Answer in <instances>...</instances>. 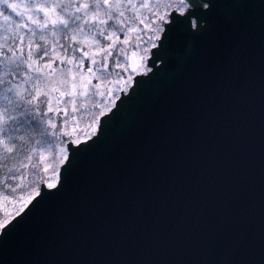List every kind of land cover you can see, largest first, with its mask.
<instances>
[{
	"label": "snow or ice",
	"instance_id": "6c2138e0",
	"mask_svg": "<svg viewBox=\"0 0 264 264\" xmlns=\"http://www.w3.org/2000/svg\"><path fill=\"white\" fill-rule=\"evenodd\" d=\"M135 2H33L44 13L33 23L62 25L71 43L99 21L91 34L108 33L112 49L119 36L108 24H124L120 9ZM156 4L154 34L138 41L147 47L115 64L116 87L83 122L69 128L66 108L42 103L38 78L22 88L19 64L0 79V181L16 193L4 198L0 264H264V67L257 95L244 53L250 29L221 0ZM184 40L194 47L187 57ZM23 63L26 77L32 64ZM53 207L61 213L39 235L34 226Z\"/></svg>",
	"mask_w": 264,
	"mask_h": 264
},
{
	"label": "rangeland",
	"instance_id": "374dc122",
	"mask_svg": "<svg viewBox=\"0 0 264 264\" xmlns=\"http://www.w3.org/2000/svg\"><path fill=\"white\" fill-rule=\"evenodd\" d=\"M9 2L16 3L19 11L4 8L3 0H0V49L7 53V55L0 54V79L4 78L6 72L16 71L15 65L19 64L21 87L32 90L34 78H38L40 80L38 87L42 93L41 102L46 104L50 100L53 108H66L67 113H61V120L67 119L69 128L73 124L74 117L83 122L87 120L90 112L96 110L94 106L107 101L109 97L101 96L99 93L111 91L116 87L112 82L117 80L121 70L115 67V64L125 61L129 63L130 53L138 54L141 48L147 47L146 43L139 44L138 41L147 40L154 34L149 29L155 27V20L152 17L158 10L156 0H136L134 6L122 7L120 9V12H123L121 19L125 23L109 22V29L115 25L119 39L115 40L112 49H108L107 44L113 43L108 39V33H105L103 37H100L98 33L93 36L92 29L88 26L99 23V21L89 19L80 31L75 33L76 39L69 43V33L61 31L62 25H53L49 22L45 23L44 27H40L38 23H33L36 20L43 22L44 13L40 10L37 14V10L31 5L33 2H44V0H9ZM141 5L144 6L141 7ZM114 14L119 15L120 13ZM28 16H32L33 19L29 20ZM25 23L28 27L24 26ZM134 26L143 28V32H129L128 29ZM125 34L131 37L127 42L124 40ZM85 36H87L86 40ZM97 40L100 41L99 45L96 43ZM29 43L32 45L31 57L28 55ZM38 44L43 51L49 53L47 57H44L43 52L36 48ZM84 53H89V55L86 56ZM116 57H120L119 61ZM23 61L32 64V68L27 69L29 75L26 77L22 75L26 69ZM101 64H107L108 67H101ZM89 68L92 69L91 73L88 71ZM85 83H87V88L84 87ZM4 95L3 85H0V107H6L3 100ZM20 110L24 111L23 108ZM52 115L55 117L56 113ZM56 131L59 134L58 128ZM38 160L39 156L33 154L32 162L36 163ZM2 175L3 170L0 169V176ZM25 175H27V170ZM15 194L14 186L13 190L9 191L0 181V218L3 217L5 211L4 198ZM8 207L10 208L11 205L9 204Z\"/></svg>",
	"mask_w": 264,
	"mask_h": 264
},
{
	"label": "water",
	"instance_id": "95a60500",
	"mask_svg": "<svg viewBox=\"0 0 264 264\" xmlns=\"http://www.w3.org/2000/svg\"><path fill=\"white\" fill-rule=\"evenodd\" d=\"M221 3L225 5L224 11L232 14L233 20H238L245 28L250 29L249 35L245 40L244 53L246 57L250 58L251 66L256 73V92L258 95L260 90V73L262 67H264L262 65V58H264V0H221ZM161 39H163L162 36ZM193 51L192 42L184 40L181 46V56L187 57ZM133 55L134 53H130L129 63H131ZM147 60L150 61L151 57H147ZM149 66L151 67V64ZM95 164L96 162L93 161L90 162L89 166L91 167ZM77 179L78 182L85 183L87 177L80 175ZM60 213V208L53 207L47 209L44 212L43 219L38 221L34 226V230L39 235H46ZM37 251L39 250L37 249Z\"/></svg>",
	"mask_w": 264,
	"mask_h": 264
}]
</instances>
